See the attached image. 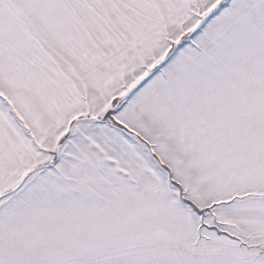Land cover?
<instances>
[{
  "label": "snow or ice",
  "instance_id": "snow-or-ice-1",
  "mask_svg": "<svg viewBox=\"0 0 264 264\" xmlns=\"http://www.w3.org/2000/svg\"><path fill=\"white\" fill-rule=\"evenodd\" d=\"M0 264H264V0H0Z\"/></svg>",
  "mask_w": 264,
  "mask_h": 264
}]
</instances>
